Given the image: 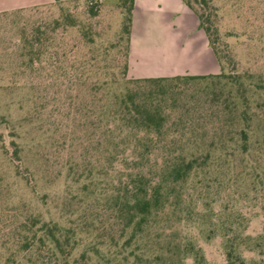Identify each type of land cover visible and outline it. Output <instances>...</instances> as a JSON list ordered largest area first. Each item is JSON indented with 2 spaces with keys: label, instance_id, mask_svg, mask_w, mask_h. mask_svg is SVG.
<instances>
[{
  "label": "trees",
  "instance_id": "1",
  "mask_svg": "<svg viewBox=\"0 0 264 264\" xmlns=\"http://www.w3.org/2000/svg\"><path fill=\"white\" fill-rule=\"evenodd\" d=\"M62 1L70 0H55ZM183 1L198 16L222 71L130 78L135 0H120L123 21L119 42L126 41L124 60L110 71L101 69L96 54L70 65L82 71L72 84L87 85V90L69 96L71 107L78 106L72 110L73 118L82 123L68 128L67 135L73 149L75 133L81 130L82 139L90 143L86 151L94 152L95 160L80 161L71 150L58 216L46 218L31 211L23 218L17 213L12 217L0 209V229L5 231L0 249L9 251L0 264H173L171 256L154 245L151 234L166 228L173 214L194 215L200 222L204 219L206 212L193 201L198 204L203 188L196 185L198 196L194 198L192 185L209 177L216 160L240 158V174L251 175L256 192L263 190L264 75L226 71V65L235 66V62L229 50L219 45V29L211 19L216 9L212 0ZM91 13L98 15L94 8ZM94 39L88 42L94 43ZM109 50L104 48L106 55ZM87 66L96 73L89 83L83 79ZM195 79H211L219 88L217 106L212 107L223 120L209 131L219 134L210 142L185 139L184 134L192 129L183 119L179 122L183 128L177 127L178 123L171 121L172 107L164 103L169 91ZM178 132L179 137H166ZM192 133L198 130L194 128ZM12 141L21 159L19 144ZM224 227L230 230L223 236L226 264H252L246 251L258 253L261 258L256 264H264V235L247 234L238 226L232 232L231 226ZM176 246L179 255L193 256L195 264H216L190 239L183 238Z\"/></svg>",
  "mask_w": 264,
  "mask_h": 264
},
{
  "label": "rangeland",
  "instance_id": "2",
  "mask_svg": "<svg viewBox=\"0 0 264 264\" xmlns=\"http://www.w3.org/2000/svg\"><path fill=\"white\" fill-rule=\"evenodd\" d=\"M212 3L216 9L211 19L219 29V45L229 50L235 62V66L227 64L225 70L264 75V0ZM91 8L97 16L92 15ZM122 12L120 0H70L0 13V209L7 215L17 213L23 218L35 211L46 218L58 216L71 150L80 161L95 160V153L86 151L90 143L82 139L81 130L75 133L73 149L67 135L68 128L82 123L73 118L72 110L78 106L71 107L69 96L87 90V85L72 84L82 71L70 65L96 54L101 69L110 71L124 60L126 41L119 42ZM91 38H95L94 43L88 42ZM105 47L110 49L107 55ZM177 63L171 56L149 66L162 72ZM84 70L86 82L95 79L90 66ZM218 91L211 79H195L168 92L164 103L173 109L171 121L183 128L179 124L183 119L192 129L184 134L185 139L210 142L219 136L209 132L223 120L212 107L217 106ZM194 128L198 133H192ZM175 136L181 133L166 137ZM12 140L18 142L22 160L17 158ZM102 163L106 165L105 157ZM240 163L238 157L218 159L209 177L192 185L194 198L198 196L196 185L204 191L198 204L193 200L206 212L201 222L194 215L173 214L166 228L152 232L154 245L171 256V263L195 264L193 256L179 255L176 244L183 238L201 247L209 261L226 264L223 236L230 230L224 226H231V232L238 226L247 234L264 235V186L256 192L251 175L240 174ZM3 232L0 229V245ZM8 252L0 249V262ZM245 255L252 264L260 262L256 252L246 251Z\"/></svg>",
  "mask_w": 264,
  "mask_h": 264
},
{
  "label": "crops",
  "instance_id": "3",
  "mask_svg": "<svg viewBox=\"0 0 264 264\" xmlns=\"http://www.w3.org/2000/svg\"><path fill=\"white\" fill-rule=\"evenodd\" d=\"M55 0H0V13L53 3ZM174 57L169 71L152 61ZM222 66L198 16L183 0H135L130 39L131 78L218 74ZM164 74V75H162Z\"/></svg>",
  "mask_w": 264,
  "mask_h": 264
}]
</instances>
